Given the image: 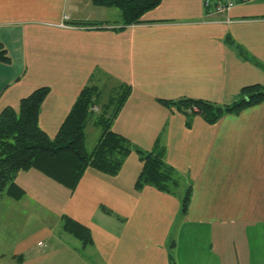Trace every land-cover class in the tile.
<instances>
[{
	"label": "crops",
	"instance_id": "crops-1",
	"mask_svg": "<svg viewBox=\"0 0 264 264\" xmlns=\"http://www.w3.org/2000/svg\"><path fill=\"white\" fill-rule=\"evenodd\" d=\"M0 42L11 56L0 61V114L47 86L39 123L55 137L84 87L129 86L111 129L139 163L89 167L73 191L21 171L22 195H0V264H171V251L175 264H264V99L215 122L160 102L226 105L264 85V0L227 17L207 15L203 0H162L128 26L120 10L91 0H0ZM136 149L161 153L178 189L137 188ZM66 218L92 243L66 230Z\"/></svg>",
	"mask_w": 264,
	"mask_h": 264
},
{
	"label": "trees",
	"instance_id": "trees-1",
	"mask_svg": "<svg viewBox=\"0 0 264 264\" xmlns=\"http://www.w3.org/2000/svg\"><path fill=\"white\" fill-rule=\"evenodd\" d=\"M91 1L97 6L118 8L123 26H128L140 23L143 15L158 6L162 0ZM0 61L11 62L9 51L2 42ZM121 86L113 89L115 95L110 96L105 103L108 109L104 112L100 110V118L94 120L103 127V134L91 152L86 147V129L93 119L95 104L102 94L98 86L89 85L82 89L55 137H50L39 123L40 109L50 91L49 87H39L22 98L18 109L6 107L0 114V195L5 192L15 196L22 195L23 190L17 185L16 178L21 171L32 168L41 170L72 191L89 167L118 173L128 154L134 150L131 141L111 129L113 120L118 116L131 90L129 86ZM263 99L264 85L257 83L243 87L239 98L226 105L189 97L178 100L161 99L160 102L169 108H181L189 114L201 113L208 121L215 122L227 112L240 111ZM114 100L117 105L111 109ZM136 150L143 162L136 179L137 188L151 185L168 192L178 189L181 180L161 153ZM190 194L191 188L188 187L183 197V211L187 209ZM64 228L81 239L85 246L92 243L90 230L72 219H65ZM170 255L171 264H175L172 251Z\"/></svg>",
	"mask_w": 264,
	"mask_h": 264
},
{
	"label": "rangeland",
	"instance_id": "rangeland-1",
	"mask_svg": "<svg viewBox=\"0 0 264 264\" xmlns=\"http://www.w3.org/2000/svg\"><path fill=\"white\" fill-rule=\"evenodd\" d=\"M115 11H119V9L115 8ZM113 95H115L113 91H108V92L101 94L100 99H98V105H99V108L101 109V112H104L108 109L105 103H107L108 101V96H113ZM116 105H117L116 100H114L111 104V109L115 107ZM92 117H93L92 120H98L100 118V111H96V113H93ZM102 134H103L102 126L98 125L94 127L88 124L87 129H86V147L89 152H91L95 148ZM123 165H124L125 171L129 172V171H134L135 169L137 171L139 163H137V161H135L134 158H131V156H127L126 159L124 160ZM179 189L181 192H183L182 188H179ZM75 241L80 243L79 240L75 239Z\"/></svg>",
	"mask_w": 264,
	"mask_h": 264
},
{
	"label": "built area",
	"instance_id": "built-area-1",
	"mask_svg": "<svg viewBox=\"0 0 264 264\" xmlns=\"http://www.w3.org/2000/svg\"><path fill=\"white\" fill-rule=\"evenodd\" d=\"M249 1L251 0H203L207 15L211 17H227L234 6ZM94 109H97V107H94Z\"/></svg>",
	"mask_w": 264,
	"mask_h": 264
}]
</instances>
